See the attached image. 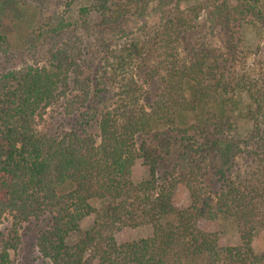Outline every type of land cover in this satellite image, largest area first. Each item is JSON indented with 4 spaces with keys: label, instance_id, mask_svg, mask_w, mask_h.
Here are the masks:
<instances>
[{
    "label": "trees",
    "instance_id": "16d2710c",
    "mask_svg": "<svg viewBox=\"0 0 264 264\" xmlns=\"http://www.w3.org/2000/svg\"><path fill=\"white\" fill-rule=\"evenodd\" d=\"M75 1L0 0V51L19 42L36 57L48 45L43 63L0 73V224L11 216L0 264H14L32 218L48 220L43 264H264L253 247L264 229V56L241 38L249 23L264 34V0H87L72 19ZM203 12L223 45L190 37ZM50 110L76 123L41 129ZM139 159L148 175L136 181ZM220 216L239 244L199 226ZM143 225L151 235L117 240Z\"/></svg>",
    "mask_w": 264,
    "mask_h": 264
},
{
    "label": "rangeland",
    "instance_id": "374dc122",
    "mask_svg": "<svg viewBox=\"0 0 264 264\" xmlns=\"http://www.w3.org/2000/svg\"><path fill=\"white\" fill-rule=\"evenodd\" d=\"M193 1H207V0H192ZM233 1V0H230ZM87 0H76L70 7L67 16L74 19L78 16L79 7L86 4ZM50 6L47 5V9L44 8V13L47 14L49 11ZM64 7L60 8V12L64 11ZM151 25L156 23L157 18L155 16H151L150 18L146 19ZM145 20H136L132 22L134 26H139ZM241 38L243 40L242 45L246 46L252 54L259 53L264 56V34L260 32L258 25L253 24H245L242 27ZM143 31V30H142ZM69 32V31H67ZM95 37V36H94ZM193 40H197L198 37L203 38L206 40L210 45H223L225 34L220 27L215 28L212 24V21L208 18L207 12H203L202 17L199 19V25L196 29L191 31V36ZM129 36L124 37V40H128ZM38 48V55L36 57L31 56L30 52L24 48L23 46L19 47V42H16L17 48H12L9 51L3 52L0 51V73L6 71H12L17 69H23L24 67L34 64L36 62L43 63L44 57L42 56L44 52L46 53V49L48 45L39 43ZM37 60V61H36ZM97 61V60H95ZM110 72V69L107 68V74ZM103 81V80H102ZM111 86V84H110ZM156 85H152L154 89ZM112 92V91H110ZM109 91L102 89L98 92L97 95L94 96L96 102H99L100 98L105 97L108 95ZM244 105V104H243ZM59 115L57 113L52 112L50 110L45 114V119L42 121L41 125L39 126L41 129H45L48 126L53 125H62L68 129L71 128L76 122L77 119L76 115L72 117H66L62 119L61 116L57 118ZM171 161L169 165H173L174 161L177 159L176 150L173 151L172 155L170 156ZM167 161H165L164 168L166 167ZM164 168H161V171H164ZM148 175V166H146L142 159H139L136 162V165L133 168V176L136 181H140ZM174 204L178 208H182L188 206L190 204V196L188 189L185 185L179 184L175 195H174ZM174 216H172L173 218ZM93 216L88 217L82 223V229H86L92 224ZM48 220H44L40 218L39 220H35L32 218L31 221L23 223L20 233L22 236V243L20 248L17 252H12V258L14 260V264H43V259L40 257L37 246H36V239L39 235L42 228H45L46 223ZM199 226L206 231H211L217 234L218 241L220 246H229V245H236L240 243V234L238 232L236 223L233 219L220 216L217 219L210 220V219H201L199 221ZM11 227V216H6L1 224H0V239L2 235H6ZM152 228L149 225L138 226L135 228L132 227H125L121 229L116 234V238L119 242L135 240L142 237H147L151 235ZM78 238V234H74L71 237L72 241H75ZM253 247L257 253L264 254V229H258L255 232L254 239H253ZM205 259H197L196 262L198 264L204 263ZM188 264H191L188 262Z\"/></svg>",
    "mask_w": 264,
    "mask_h": 264
}]
</instances>
